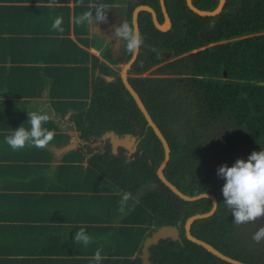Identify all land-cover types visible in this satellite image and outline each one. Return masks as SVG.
<instances>
[{
	"label": "trees",
	"instance_id": "trees-1",
	"mask_svg": "<svg viewBox=\"0 0 264 264\" xmlns=\"http://www.w3.org/2000/svg\"><path fill=\"white\" fill-rule=\"evenodd\" d=\"M73 1V18L91 5L121 3L127 22L138 5L151 7L158 22L163 21L158 0ZM191 2L207 11L218 4V0ZM164 5L171 23L166 32L155 29L149 13L138 14L144 45L127 77L169 146L163 175L187 196L208 193L217 200L212 216L191 225L192 236L245 264H264V242L252 239L255 223H233L222 195L225 180L217 176L219 166L231 167L237 159L247 160L253 151L264 150V0H225L215 17L197 16L185 0H164ZM54 7L48 15H61L63 6ZM69 28L67 19L61 33L65 37L47 39L65 44L67 61L44 71L63 76L52 80L50 96L63 101L62 113L75 111L71 121L84 143L106 133L129 135L135 143L127 154L124 148L111 154L109 146L102 153L88 152L85 162L76 150L59 166L66 204L58 220L65 226L56 230L66 232V264H96L92 257L98 248L103 257L99 264H142L137 255L143 240L165 226L177 228L178 241L164 239L151 246L150 264H228L185 239L186 219L208 212L211 202L182 201L158 180L163 148L119 74L109 68L118 58L105 47L100 50L102 62L77 45H93L86 38L87 24L72 20L74 40ZM130 57L123 46L121 59L126 62ZM152 68V76H137ZM63 85L64 96L56 91ZM51 125L45 127L51 130ZM125 192L131 197L120 212ZM81 227L94 238L88 247L73 242Z\"/></svg>",
	"mask_w": 264,
	"mask_h": 264
},
{
	"label": "crops",
	"instance_id": "crops-1",
	"mask_svg": "<svg viewBox=\"0 0 264 264\" xmlns=\"http://www.w3.org/2000/svg\"><path fill=\"white\" fill-rule=\"evenodd\" d=\"M75 4L73 0H0V264H66V232L56 230L65 226L58 219L64 216L66 204L58 168L68 161L67 154L76 150L85 162L88 152L95 153L92 149L96 145L80 138L71 121L75 111L62 113L63 101L50 96L55 87L52 80L59 76L58 72L51 71L49 75L44 71L67 62L65 44L58 46L47 39L65 37L52 28L55 18L62 16L61 27L64 31L68 19L69 38L74 40L71 28ZM42 6L47 7L41 12ZM54 6H63L61 15H48ZM106 6L107 22H97L93 29L88 25L86 38L93 45L85 48L77 44L102 62L100 50L105 47L113 56L120 52L122 42L115 39L114 28L125 21L124 4ZM93 39L103 45L97 48ZM37 68L40 70L35 72ZM57 90L62 96L66 93L65 85ZM30 111L50 115L46 125L52 123L55 138L45 149L25 147L13 151L5 137L23 124L30 127ZM106 140L112 142L104 135L97 142ZM111 153L115 154L112 143Z\"/></svg>",
	"mask_w": 264,
	"mask_h": 264
},
{
	"label": "clouds",
	"instance_id": "clouds-1",
	"mask_svg": "<svg viewBox=\"0 0 264 264\" xmlns=\"http://www.w3.org/2000/svg\"><path fill=\"white\" fill-rule=\"evenodd\" d=\"M55 0H53V3ZM106 5L103 3L90 6V10L83 12L73 18L78 25L87 24L93 29L97 22H107ZM63 17L57 16L52 24L54 30L63 32L61 27ZM114 37L121 41L125 51L135 57L140 48L144 45V36L135 26V22L126 20L114 28ZM51 117L47 112H28L29 128L24 124L5 137V143L13 150L19 151L25 147L45 149L55 138V130H49L45 125ZM217 176L225 180L222 187L224 204L231 210L234 217L233 223L242 226L248 223H255L259 218L264 217V150L253 151L247 158L237 159L229 167L221 165L217 169ZM207 195V193H206ZM131 193L125 192L120 201V212H124ZM213 205H217L213 203ZM253 241L260 243L264 240V227H259L252 237ZM73 242L77 245L83 244L88 247L94 242V238L87 233L86 228L81 227L75 232ZM102 249L98 248L92 259L99 264L103 259Z\"/></svg>",
	"mask_w": 264,
	"mask_h": 264
},
{
	"label": "water",
	"instance_id": "water-1",
	"mask_svg": "<svg viewBox=\"0 0 264 264\" xmlns=\"http://www.w3.org/2000/svg\"><path fill=\"white\" fill-rule=\"evenodd\" d=\"M158 1H159V5H160V11H161L162 16H163V22H161V23L158 22L156 14L151 7H149L147 5H138L137 7H135L133 9L132 14H131V22H135V26L137 27L138 30H139L138 14L140 12H147L150 14L153 26L155 27L156 30H158L160 32H166L169 30L171 23H170V19H169L168 15L166 13L164 0H158ZM185 4H186L187 8L190 11H192L194 14H196L197 16L215 17L216 15H218L222 11L223 6L225 4V0H218V4H217L216 8L213 10H210V11L200 10V9L196 8L192 4L191 0H185ZM137 56H138V54L135 57L131 56L127 63L121 65L120 72H119V78L122 82V85L124 86L126 91L129 93V95L131 96L133 101L135 102L138 110L143 115V117L146 121L147 127L151 128V130L154 132L155 136L157 137V139L159 140V142L163 148V159H162L160 165L158 166V168L156 170V175H157L158 180L161 182V184L164 187H166L172 194H174L177 198H179L182 201L195 202V201H198L201 199H208L211 202V209L208 212L202 213V214H195V215H192L186 219V221L183 224V234H184L185 239L188 240L189 242L203 248L205 251H207L211 255L217 257L221 261H224L228 264H245L243 262H240L238 260H235L233 258H230V257L222 254L217 249L212 247L210 244H208V243H206L200 239H197L191 235V233H190L191 225L195 221L209 218L210 216H212L215 213V211L217 209V205H213V203L217 204V200L212 194H208V193H207V195H206V193H202V194H198L196 196H187V195L181 193L175 186H173L164 177L163 170L166 167V164H167L169 157H170L169 146H168L164 136L160 132V130L157 128V126L152 121V119H151L150 115L148 114L146 108L144 107L140 97L135 92V90L131 87V85L129 84V82L127 80V72L131 68V66L134 63V61L136 60ZM104 137H111L112 142L118 144L117 147H121L122 146L121 143L125 139H126L125 142L128 144H129V139H131V142L134 141V139H132V137H130L129 135H126L124 137H119V136H116L114 133H106V134H104ZM116 144L115 145L113 144V148L115 151L117 149ZM131 145H133V144H131ZM127 148H128V146H125V149H127ZM149 236H147L149 238H147V237L145 238L146 241H144V243L142 244V249L140 251V254L138 255V257L142 261V264H150V262H149V249L151 246L157 244L158 241L164 240V239H171L173 241H178V230L176 227L165 226V227L158 228L155 232L151 233Z\"/></svg>",
	"mask_w": 264,
	"mask_h": 264
},
{
	"label": "rangeland",
	"instance_id": "rangeland-1",
	"mask_svg": "<svg viewBox=\"0 0 264 264\" xmlns=\"http://www.w3.org/2000/svg\"><path fill=\"white\" fill-rule=\"evenodd\" d=\"M94 41H95V46L98 48V47H101L103 44H102V42L100 41V40H97V39H93ZM168 59V58H167ZM119 68L118 69H120L121 68V66H118ZM154 69L155 68H152V69H150L149 71H147V72H145V74L144 75H149V74H153V71H154ZM126 140V139H125ZM125 140L121 143L122 144V148H124L125 149V146H128V148L127 149H129L130 147H131V144L133 143V142H131V139H129V144L128 143H126L125 142ZM107 140L106 141H103V142H97V141H93L91 144L92 145H96L93 149H92V151H95V152H97V153H100L102 150H103V148L107 145ZM112 143V145L114 144H116V143H113V142H111ZM91 144H89V145H91ZM117 145L118 144H116V147H117ZM259 227H264V217H261V218H259L256 222H255V231L259 228ZM150 237V236H149ZM149 237H147V238H149ZM144 241H146V239H144ZM144 241H143V243H144ZM263 242H264V240H262ZM141 250V249H140Z\"/></svg>",
	"mask_w": 264,
	"mask_h": 264
},
{
	"label": "flooded vegetation",
	"instance_id": "flooded-vegetation-1",
	"mask_svg": "<svg viewBox=\"0 0 264 264\" xmlns=\"http://www.w3.org/2000/svg\"><path fill=\"white\" fill-rule=\"evenodd\" d=\"M163 22V21H162ZM170 26H171V24H170ZM170 29V28H169ZM121 47H120V49L121 50H119L120 52H118L117 53V58H118V61H117V64H112L111 66V68L110 69H112L115 73H117V74H119V69H118V66H119V64H125V63H127L128 61H129V59L126 61V62H124V60L123 59H121V55H122V52H123V46H122V43H121V45H120ZM138 57V56H137ZM166 58H168V57H166ZM135 62V61H134ZM133 65V64H132ZM132 67V66H131ZM131 69V68H130ZM130 69L128 70V72H127V77L128 76H131L130 75ZM150 70V69H149ZM149 70H147V71H149ZM147 71H144L142 74H140V75H137V76H140V77H145V76H152L151 74H149V75H144L145 74V72H147ZM95 141H97V140H95ZM107 145L106 146H109V148H110V153H111V143H110V141L109 140H107ZM133 143H135V141H133ZM119 148H122V147H118V149ZM102 152V151H101ZM100 152V153H101ZM127 152H128V150L126 149V154H127ZM112 154V153H111Z\"/></svg>",
	"mask_w": 264,
	"mask_h": 264
}]
</instances>
